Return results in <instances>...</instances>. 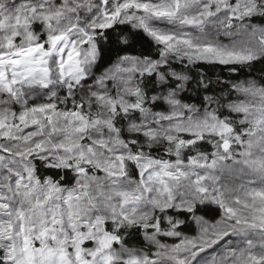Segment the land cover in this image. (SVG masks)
<instances>
[{
    "label": "snow or ice",
    "instance_id": "snow-or-ice-1",
    "mask_svg": "<svg viewBox=\"0 0 264 264\" xmlns=\"http://www.w3.org/2000/svg\"><path fill=\"white\" fill-rule=\"evenodd\" d=\"M259 61L264 0H0V264H264Z\"/></svg>",
    "mask_w": 264,
    "mask_h": 264
},
{
    "label": "trees",
    "instance_id": "trees-1",
    "mask_svg": "<svg viewBox=\"0 0 264 264\" xmlns=\"http://www.w3.org/2000/svg\"><path fill=\"white\" fill-rule=\"evenodd\" d=\"M239 68V66H237ZM223 68V66H217L215 69H211L210 71L212 72L213 78H215L216 75H220V78L222 80H230V79H243L245 78L248 69L244 68V69H240L238 71V73H233V74H229L228 70L226 68H223V74L221 75V69ZM253 69L255 70L256 73H260L262 70H264V61H259L257 63H255L253 65ZM205 70L209 71V69L207 68V66H205ZM195 71V69H194ZM218 218V216H217ZM192 231H190L188 234H192L194 229L191 225Z\"/></svg>",
    "mask_w": 264,
    "mask_h": 264
},
{
    "label": "rangeland",
    "instance_id": "rangeland-1",
    "mask_svg": "<svg viewBox=\"0 0 264 264\" xmlns=\"http://www.w3.org/2000/svg\"><path fill=\"white\" fill-rule=\"evenodd\" d=\"M192 227H193V229H194V231H195V225H194V224L192 225ZM194 231H193L192 234H194ZM192 234H190V235H192Z\"/></svg>",
    "mask_w": 264,
    "mask_h": 264
}]
</instances>
